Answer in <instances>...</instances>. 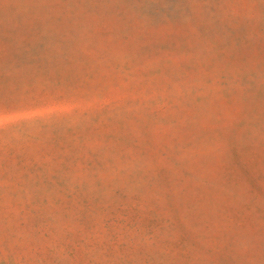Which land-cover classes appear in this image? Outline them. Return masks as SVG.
<instances>
[{"label": "rangeland", "instance_id": "1", "mask_svg": "<svg viewBox=\"0 0 264 264\" xmlns=\"http://www.w3.org/2000/svg\"><path fill=\"white\" fill-rule=\"evenodd\" d=\"M0 264H264V0H0Z\"/></svg>", "mask_w": 264, "mask_h": 264}]
</instances>
